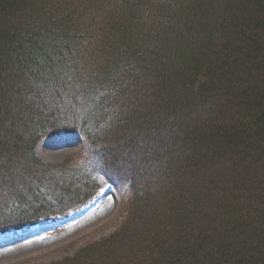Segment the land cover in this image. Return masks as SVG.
<instances>
[{
	"label": "trees",
	"instance_id": "16d2710c",
	"mask_svg": "<svg viewBox=\"0 0 264 264\" xmlns=\"http://www.w3.org/2000/svg\"><path fill=\"white\" fill-rule=\"evenodd\" d=\"M106 186L120 226L50 264H264V0H0V234Z\"/></svg>",
	"mask_w": 264,
	"mask_h": 264
},
{
	"label": "rangeland",
	"instance_id": "374dc122",
	"mask_svg": "<svg viewBox=\"0 0 264 264\" xmlns=\"http://www.w3.org/2000/svg\"><path fill=\"white\" fill-rule=\"evenodd\" d=\"M79 135L44 138L37 156L54 165L85 147ZM124 199L126 193H123ZM121 194L111 187L104 188L97 199L66 219L40 223L18 233L0 235V264H50L73 256L87 243L113 233L126 216ZM52 221V220H51Z\"/></svg>",
	"mask_w": 264,
	"mask_h": 264
}]
</instances>
